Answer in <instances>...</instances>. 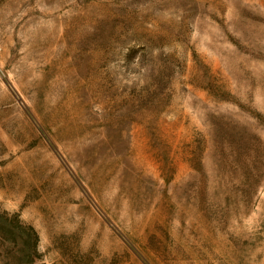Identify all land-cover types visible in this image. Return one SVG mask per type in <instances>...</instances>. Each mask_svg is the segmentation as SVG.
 I'll return each instance as SVG.
<instances>
[{
  "label": "rangeland",
  "instance_id": "obj_1",
  "mask_svg": "<svg viewBox=\"0 0 264 264\" xmlns=\"http://www.w3.org/2000/svg\"><path fill=\"white\" fill-rule=\"evenodd\" d=\"M0 264H264V0H0Z\"/></svg>",
  "mask_w": 264,
  "mask_h": 264
}]
</instances>
